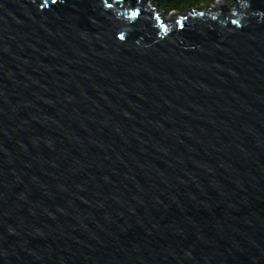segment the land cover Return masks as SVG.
Here are the masks:
<instances>
[{
	"label": "water",
	"instance_id": "obj_1",
	"mask_svg": "<svg viewBox=\"0 0 264 264\" xmlns=\"http://www.w3.org/2000/svg\"><path fill=\"white\" fill-rule=\"evenodd\" d=\"M0 264H264V0H0Z\"/></svg>",
	"mask_w": 264,
	"mask_h": 264
},
{
	"label": "trees",
	"instance_id": "obj_2",
	"mask_svg": "<svg viewBox=\"0 0 264 264\" xmlns=\"http://www.w3.org/2000/svg\"><path fill=\"white\" fill-rule=\"evenodd\" d=\"M160 9L165 13L177 11L184 13L201 3H214L216 0H155Z\"/></svg>",
	"mask_w": 264,
	"mask_h": 264
},
{
	"label": "rangeland",
	"instance_id": "obj_3",
	"mask_svg": "<svg viewBox=\"0 0 264 264\" xmlns=\"http://www.w3.org/2000/svg\"><path fill=\"white\" fill-rule=\"evenodd\" d=\"M214 3H215V2H214ZM214 3H213V4H214ZM162 13H163L164 20H165V21H168V20H169V15H170L171 12H170V13H165V12L162 11Z\"/></svg>",
	"mask_w": 264,
	"mask_h": 264
}]
</instances>
